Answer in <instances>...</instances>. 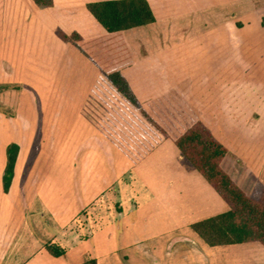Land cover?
Instances as JSON below:
<instances>
[{
    "label": "crops",
    "instance_id": "1",
    "mask_svg": "<svg viewBox=\"0 0 264 264\" xmlns=\"http://www.w3.org/2000/svg\"><path fill=\"white\" fill-rule=\"evenodd\" d=\"M96 1L104 0H53L49 8L0 0V84L16 86L0 94V264H83L90 259L97 264H264V246L258 242L213 247L193 231L194 223L226 212L228 205L180 154L176 137L153 133V144L145 141L141 151L131 149L139 155L135 160L117 139L94 132L85 114L90 89L81 94L84 112L82 101L74 103L80 97L78 83L88 80L90 86L101 73L58 32L84 38L105 34L86 7ZM147 1L155 21L123 33L133 65L122 74L143 110L152 117L161 110L158 101L166 94L151 89L158 74L164 93L183 98V112L193 114L181 133L199 121L211 134L216 125L229 124L264 140V0ZM160 25L171 34L170 50L196 48L195 54L180 64L171 56L155 60L144 45ZM129 35L144 47L141 55L136 44H129ZM253 72L259 75L249 86L252 91L245 90L242 83ZM66 96L73 98L67 105L61 100ZM49 98L51 117L46 119ZM49 119L54 147L46 153L38 139ZM96 141L99 149L76 153L77 145ZM10 143L20 149L5 193ZM36 149L35 163L27 168ZM243 161L246 157L228 151L222 167L251 193L257 182L264 185V155L258 172ZM93 211L98 215L94 223ZM81 217L87 223L77 226ZM47 244L63 248L65 255L54 257Z\"/></svg>",
    "mask_w": 264,
    "mask_h": 264
},
{
    "label": "trees",
    "instance_id": "2",
    "mask_svg": "<svg viewBox=\"0 0 264 264\" xmlns=\"http://www.w3.org/2000/svg\"><path fill=\"white\" fill-rule=\"evenodd\" d=\"M38 8L52 7L53 0H30ZM91 16L103 27L105 34L84 38L78 32H58V37L75 47L87 58L116 92L131 106L139 109L148 121L163 131L146 114L135 97L122 71L133 65L130 48L124 31L142 27L155 21L147 0H104L87 4ZM11 85L0 84V94ZM180 154L213 187L227 203L224 213L194 223L191 228L207 245L223 246L258 242L264 246V185L255 184L251 193L241 189L223 169L222 162L228 150L220 144L199 121L186 128L174 139ZM20 146L10 143L6 148V166L3 173V190L9 192ZM54 257L65 255V250L54 244L46 245ZM83 264H97L90 259Z\"/></svg>",
    "mask_w": 264,
    "mask_h": 264
},
{
    "label": "rangeland",
    "instance_id": "3",
    "mask_svg": "<svg viewBox=\"0 0 264 264\" xmlns=\"http://www.w3.org/2000/svg\"><path fill=\"white\" fill-rule=\"evenodd\" d=\"M28 1L30 4H32L30 0ZM159 27L160 29L158 30V32L156 31L155 37L154 38L150 37L148 39L149 41H146V46L144 45L145 48L147 47L150 49V53L152 52L153 55L156 56L155 60L165 58L167 56L170 58L171 56V60H174L177 62V64H180L181 58L189 57L194 51L197 50L196 48L188 49V52H186V50H182L179 48L170 50L167 47V44H169L167 43V41L171 39V34L166 32L164 27H162V25H160ZM189 33L193 34V38L196 35L194 29L192 30V32H189ZM127 39H129L128 40L129 44L131 45L133 43L136 44V46L139 49V50L137 49L136 53L137 55H139V53L141 55V53L143 52L142 49L144 47H142L141 44H139L137 40L132 39L131 35H129ZM75 56L77 57L79 56L78 52L76 53ZM251 75H252L251 77L252 79L250 78L251 79L250 81L247 80V82L242 83L244 84L243 88L245 90L252 91L251 90L252 87H249V86H254L252 84V82L256 80L254 79V77L256 75L258 76L259 74L258 73L255 74V72H253ZM154 77L155 78H154L151 89L160 90L163 94H166V97H162L161 100L158 101L159 104L157 106L161 108L160 111H158L159 110L158 107L156 109L155 107L156 104L153 105V103H151L152 108H155L158 111V114L153 113V117L155 118H153L152 115H150L148 112L146 114H148V116L153 118L152 119L153 122L155 121L156 124H158L159 127L163 131H165L166 134L177 137L181 133V130H182L181 128H183V126L186 127V125H188V121H191L193 119L191 117L192 113L183 112L181 108V106L183 105V102H182L183 98H181L182 100H180L178 96L173 94L174 92L172 93V95H168L167 92L164 93V91L166 90L163 89L164 84H163L162 76H159L158 74H154ZM98 78L93 79L92 82H90V86L88 85L89 83L88 80L85 83L83 82L78 83L79 87H77V89L80 90V93H79L80 97H76L74 99V103L78 104L80 101H82L81 106H83L82 111L84 112V104H85L84 100L85 99L81 98V94H83L85 90L90 89L91 90L90 92L92 95L90 97L91 100L90 99L87 100L90 104L88 105V111H86L85 114L88 116L91 123L95 126L96 130L94 132L97 133L98 135H100V132L104 133L105 135H107V137L110 140L117 139L119 142H121L120 145L118 144V147L119 148L123 147L124 150L130 151V154H132L136 160L139 158V155H137L138 154L137 152H131V149L135 148L136 150L140 149L139 151H141V149H143L144 146L147 147V145L145 144V141L149 142L150 144H153L152 141L155 140L153 133H156L157 131H159V129H157V127L153 123L148 121L145 115H143V113L140 110H139L140 112L137 111L135 108L129 105L122 97H119L115 93V91H113L112 89L113 87L105 83L106 80H104L101 75H99ZM239 81L241 80H238L236 78L237 84H239ZM29 89L30 88L28 87V90ZM30 92H33V90ZM255 97L251 95L250 99H253ZM72 99L73 98L71 96H66L64 98L63 97L61 98V100L65 102V105L68 104V100H72ZM51 100L53 99L51 98L48 99L47 110L45 113H43V115L46 116V119L51 117V112L49 111L50 110L49 106H51V103L49 101ZM35 103H36L35 105H38L39 107L40 105H42L40 98H38L37 96L35 99ZM83 112L81 113L84 116ZM65 116L66 115L64 114H60V117H65ZM256 116H257L256 114H252L253 118H255ZM47 124H48L47 128H44V130L43 128L41 129L38 140H42L44 142V145L42 146L43 150L46 153H49V152H52L53 147H54L52 145V137H51L53 135V131L50 134L51 129H52V120L49 119ZM63 130L64 129L62 128L59 129L60 132H63ZM211 131L213 132L212 134L215 137V139L219 141L221 144H223L228 149L229 152H233L237 156L241 155V156L246 157V161H243V162L251 165L254 172L255 171L258 172L260 165H261L260 163L261 158L264 155L263 153L264 140L260 141L258 134L257 136L252 137L251 135L247 134V130H239L234 127H230L229 124L216 125L215 128L211 129ZM60 132H59V135H60ZM93 135L96 136L94 133ZM121 138L122 140H124V143L122 142ZM57 147L58 146L55 145V148ZM99 147H100L99 141H96L92 145L91 144L90 145L88 144L87 145H77L76 153H83V152L87 153L89 152V149H91L92 151V148L99 149ZM37 152L38 151L36 149L35 150L36 154L33 155L30 162H28V164L26 165L27 168L30 166V164L31 166L34 165L35 159L38 155ZM139 154L142 156L143 153L140 152ZM30 156H32V154H30ZM82 163L83 161L82 162L79 161L77 162V165H81ZM92 213H93L91 214L92 221L94 223L98 215L95 211H93ZM81 220H82L81 222L78 221L76 223L77 226L80 224L81 225L85 224V221H86L85 218L81 217Z\"/></svg>",
    "mask_w": 264,
    "mask_h": 264
}]
</instances>
